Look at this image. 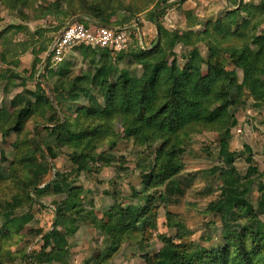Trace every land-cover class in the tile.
Here are the masks:
<instances>
[{
	"label": "rangeland",
	"instance_id": "374dc122",
	"mask_svg": "<svg viewBox=\"0 0 264 264\" xmlns=\"http://www.w3.org/2000/svg\"><path fill=\"white\" fill-rule=\"evenodd\" d=\"M53 1L26 0V4H15L13 0H0V110L6 114H0V203L14 196L25 200L24 206L12 214L0 215V264H36L38 254L43 255L42 264H99L96 258L106 248V242L95 227L115 204L133 214L140 213L151 222L147 229L146 225H141L140 236L126 240L104 264H144V255L154 256L169 245L178 250L179 264L182 258L193 264H218L219 260L225 264H264L261 253L253 250L264 242V207L259 204L264 195V105L254 110L248 91L242 92L245 93L244 104L230 108V114L237 119L231 129L230 149L236 154L235 166L241 183L247 179L254 182L246 195L254 207L253 213L245 207H236L231 213L222 215L209 208V203L220 198L223 184L218 171L223 160L218 155L217 124L210 128L201 122H189L180 127V135L173 142L176 143L175 155L171 160L158 161L160 177H163L160 182L159 177L144 180L138 165L147 167L151 162L157 163L156 155L167 142L166 136L138 144L134 137L127 136L122 112L117 110L105 117H93L81 111L94 100L101 109L105 108L109 104L106 92L109 85L115 83L119 85V95H130L133 85L124 82V72L131 78H139L144 73L143 63L137 62L132 52L152 48L158 34L150 12L156 9L162 12L158 22L168 32H200L207 23L216 21L235 30L246 16L243 8L257 7L264 0H238V5H232V0H72L62 3L63 9L70 4L78 11L93 9L102 1L108 7L114 5L119 8L112 18L114 23L120 20L132 33L123 56L110 52L109 61L89 48L74 47L66 54L60 64H67L70 69L69 76L62 81L65 87L73 77L86 73L92 77L98 67L104 74L94 83H82L88 84L85 88H88L89 97H94L92 100L80 93L77 100L62 106L55 102L53 92L59 79L49 75L42 64L35 79L34 76L27 78L32 49L48 46L71 17L70 13L54 9L45 17L34 18L38 5L47 6ZM241 2L243 6L239 9ZM254 13V22L264 17V11ZM73 16L84 23L96 24L86 14ZM10 24L26 28L23 33H14L11 29L2 33ZM263 29L264 20L252 30L254 36ZM37 30L40 31L36 33ZM197 45L203 55L208 52L204 39H199ZM227 45L239 47L242 44L231 40ZM166 46L165 65L175 62L181 69L186 62L183 58L186 48ZM44 55L43 51L41 56ZM3 58L7 62H3ZM236 71L240 80L242 72ZM24 80L25 87L22 86ZM25 89L39 94L43 90V97L36 100V95L22 94ZM16 93L22 95L23 102L13 106L10 101ZM17 113L24 119L20 130L8 131ZM182 114L192 119V114L186 111ZM167 125L162 131L166 135L175 128V125L173 128ZM46 126L55 129H45ZM38 129L42 131L36 136L37 140L32 141ZM100 153L113 156V161L108 166L97 162ZM250 153H253L251 164L256 169L251 172V178L242 179L248 167L245 158ZM43 159L49 163L48 170L37 189H33L27 183ZM168 161L175 164V172L171 175L163 170ZM172 181L179 183L183 194L168 192ZM53 226L59 227L60 232L71 233L63 260L50 254V247H45L44 252L41 250V237L50 233ZM259 236L261 241L254 242Z\"/></svg>",
	"mask_w": 264,
	"mask_h": 264
},
{
	"label": "trees",
	"instance_id": "16d2710c",
	"mask_svg": "<svg viewBox=\"0 0 264 264\" xmlns=\"http://www.w3.org/2000/svg\"><path fill=\"white\" fill-rule=\"evenodd\" d=\"M13 1L15 4L18 2L26 4V0ZM67 1L72 2V0H55L48 3L47 6L38 5L34 9V18L40 19L45 17L49 14L50 10L55 9L59 13H70L71 17H69L67 22L74 19L80 21L81 19L79 17L73 16L75 14H86L87 17L96 22V24L92 25L84 23L83 21V23L89 27L98 25L125 27L120 20H117L116 24L114 23L115 21H113L112 18L119 10V8L114 5H109L108 7L106 5L107 3L102 1L93 9L81 8L78 11L77 8L71 7L70 4L69 7L63 9L61 4ZM180 1L183 2L184 0ZM231 4L238 5L239 2L238 0H232ZM240 4L239 9L243 6L242 2ZM157 10L158 9L150 12L151 20L158 29L155 45L145 51L139 50L137 52H132L135 60L137 62H142L144 65L143 76L131 78L126 74V71L123 75L124 82L127 83V85H133L130 95H119L117 92L119 85L115 83L113 84L114 86L109 85L106 92V100L109 104L105 105V108L101 109L96 105V100H94L90 101L88 107L83 108L81 111L88 112L93 117H105L110 113H115L117 110L122 112L124 128L128 132L127 136L134 137L138 144H147L154 139L166 136L167 142L165 145L161 146L157 152V163L151 162L147 167L142 164L138 165L140 170L143 171L144 180L150 179V181H152L159 177L160 182L163 180V177H160L158 161L162 158L171 160L175 155L174 147L176 143L174 145L173 142L175 138L180 135V133H178L180 127L187 125L189 122H201L210 128L214 127V124H217L219 126L218 155L223 160V165L218 168V171L223 179V184L220 198L209 203V208L222 215L231 213L236 207H245L248 212L253 213L254 207L246 197L250 187L254 185L251 179H247L251 178V172L256 169V167L251 164L253 161V153H250V155L245 158L248 167L242 179L247 180H244L245 183H241L240 173L235 166L236 154L230 149L232 139L231 129L237 124L235 115L230 114V108L244 104L245 93L242 92L245 91H248V94L253 98L252 108L254 110H259L264 105V79L262 78L264 77V29L260 33H257L256 36H254V31H252L264 20V17L261 16L260 19L254 22V11H264V1L257 7L251 5L245 6L242 11L246 13V16L235 30L224 25L221 21H216L212 24L207 23L203 31L200 32L191 30L184 32H168L159 24L158 18L162 12ZM251 21L252 27H249ZM25 28L26 27L21 24H10L2 33L7 32L9 29L14 33L20 31L23 33ZM39 31L40 30H37L36 33ZM128 34L131 39L132 33L129 28ZM164 36H166V38H164ZM201 38L208 44V52L205 55L201 53L197 45V41ZM231 40H237L242 45L239 47L227 45ZM166 44H169V47L173 48L176 45H181L188 50H185L183 53V58L186 59V62L181 69L176 67L175 62L170 66L165 65L164 53L166 47H168ZM48 46L37 50L32 49L33 58L29 70L30 73L27 77L28 79H32L33 76L35 79V74L39 71V66L42 64L43 60V57H40V55L43 51H47ZM76 47L98 51L99 56L107 57V61L111 59L110 52L113 53V51L106 47L100 48L91 45H79ZM124 51L114 53L122 54ZM3 62H7V60L3 58ZM11 64L14 65V63ZM203 66H205L204 69ZM43 68H47L49 75L56 76L59 79L58 85L54 87L53 92L55 94V102L60 106L65 102L77 100L80 93L89 98V100H92L94 97L91 96L90 98L88 88H85L88 84L83 85L82 83H94L104 74L102 68L98 67L92 77H90V73L73 77L68 87H65L62 81L64 78L68 77L70 73L67 64L60 65L57 70L49 68L47 64H44ZM236 69L242 72L240 80L238 79ZM6 71H9V69H6ZM25 71L28 70L25 69ZM25 83L24 80L22 84L23 87H25ZM38 91H40V87H38ZM38 91H29V89H25L22 94L28 93L32 96L36 95V100H38L43 97V90H41L40 94ZM22 102V95L16 93L11 99L10 104L16 106ZM28 102L31 103L30 100H28ZM185 111L188 115L192 114V119L183 117L182 113ZM0 114L2 116L6 115L2 110H0ZM19 114L17 113L14 119L10 117L12 122L7 129L8 131L18 132L20 130V124L24 119ZM167 124H169L170 128H173L175 125V128H173L168 135L162 132ZM45 129L53 130L55 128L46 126ZM41 131L40 129L36 130V135L32 141L37 140L36 136L40 134ZM70 132L73 131L70 130ZM46 142L48 143V141ZM48 148L51 150L52 146ZM245 149L250 152L249 147L245 146ZM113 158V156L106 153H100L97 155L96 161L108 166L113 161ZM48 165L49 163L46 159L38 163L37 168L32 171L31 180L27 183L31 185L30 187L37 189L44 175L47 173ZM165 166V169H163L165 174L171 175L175 172L174 163L168 161ZM161 170L162 169H160V171ZM167 175L165 176L167 177ZM168 190L169 193L178 192L183 194L179 183L176 181L171 182V186ZM28 198L31 199V197ZM24 204L25 200L23 201L21 198L14 196L10 200L0 203V215H10L15 210L23 207ZM259 204L262 208L264 207V195L261 196ZM141 212H145V209ZM152 217L155 218V215ZM150 222L151 221L148 222L140 213L133 214L128 210L121 209L119 204L112 205L111 208L105 212L98 226L95 227L96 229L98 228V231L105 237L106 242V248L99 257L96 258L97 262H99V264H104L110 261L119 250L120 245L126 240L139 237L141 234L140 226L144 224L147 229ZM70 236L71 233L68 231L63 230L60 232L59 227L53 226L50 233L41 237V250L44 252L47 247H50L52 249L50 254L54 255L58 260H60V258L63 260V254L66 253L69 248ZM261 239L262 237L259 236L257 241L254 239V242L259 243ZM253 250L260 252L264 257V242H260L259 246L253 247ZM176 251L178 250L175 249L174 246L169 245L160 252H157L154 256L144 255L142 258L144 264H179V258L181 257ZM43 261V255L38 254L35 260L36 264H42ZM181 264L193 263L182 258ZM218 264H225V262L219 260Z\"/></svg>",
	"mask_w": 264,
	"mask_h": 264
},
{
	"label": "built area",
	"instance_id": "2783aa9c",
	"mask_svg": "<svg viewBox=\"0 0 264 264\" xmlns=\"http://www.w3.org/2000/svg\"><path fill=\"white\" fill-rule=\"evenodd\" d=\"M129 43L127 27H89L82 21L70 20L53 37L42 58V67L47 64L49 68L55 69L63 62L66 53L79 45L106 47L113 52H120L126 50Z\"/></svg>",
	"mask_w": 264,
	"mask_h": 264
},
{
	"label": "crops",
	"instance_id": "0c3cea01",
	"mask_svg": "<svg viewBox=\"0 0 264 264\" xmlns=\"http://www.w3.org/2000/svg\"><path fill=\"white\" fill-rule=\"evenodd\" d=\"M69 51H70V50H69ZM69 51H68V52H69ZM68 52H67V53H68ZM67 53H66V54H67ZM40 57H42V56L40 55ZM65 57H66V55H65ZM64 60H65V58H64ZM64 60H63V61H64Z\"/></svg>",
	"mask_w": 264,
	"mask_h": 264
},
{
	"label": "water",
	"instance_id": "95a60500",
	"mask_svg": "<svg viewBox=\"0 0 264 264\" xmlns=\"http://www.w3.org/2000/svg\"><path fill=\"white\" fill-rule=\"evenodd\" d=\"M42 64H43V62H42Z\"/></svg>",
	"mask_w": 264,
	"mask_h": 264
}]
</instances>
